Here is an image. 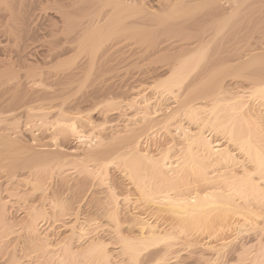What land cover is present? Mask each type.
Returning a JSON list of instances; mask_svg holds the SVG:
<instances>
[{
    "label": "bare ground",
    "instance_id": "6f19581e",
    "mask_svg": "<svg viewBox=\"0 0 264 264\" xmlns=\"http://www.w3.org/2000/svg\"><path fill=\"white\" fill-rule=\"evenodd\" d=\"M29 1L27 4L28 0H0V30L14 31L9 34L6 32L5 46L11 41L16 48L18 47L9 54L3 52L0 56V67L17 64L22 68L21 71L8 68L10 70L3 74L0 71V87L3 89V95L0 96V174H4L6 181L11 182L10 184L21 183L27 180L20 173L23 170H33V168L46 170L45 168L51 165L54 169H58L67 162H63L65 158L77 159L80 155L79 158H89L96 163L99 166L98 172L107 170L108 165L118 161L125 168L129 180L140 190L142 198L145 201L155 202L154 200L161 197L172 210L173 215L178 216L181 227L186 221L190 222V227L197 228L201 224H209L206 230L210 232V236H219L220 246L203 247V251L211 256L208 264H264V125L262 121L264 120V0H36V3L33 0ZM48 1H51L49 6L52 7L53 4L55 10H52L54 20L53 17H46L45 7ZM24 35L26 45L21 48L17 44ZM152 39L160 43L167 41L175 43L173 44L175 55L167 60L164 59V65L160 64L162 66L158 69L155 67L152 72L146 71V74L141 75L142 78L138 75L134 79L135 82H140L142 79V83L143 79L150 80L146 81L149 84H155L159 79L160 84L156 88L166 91L175 101V106L167 114L158 110L152 113L136 112L128 117L124 131L117 130L120 126H117L115 120L108 128L110 134L98 139L93 135L86 136L84 131L78 129L77 123L82 122L83 119L79 114L72 116L68 112V119L65 112L69 111L67 109L70 107H66V110L62 109L67 104L66 100L70 103V99L68 97L66 99L64 94L61 96L65 98L61 99L60 95H54V92L46 98L39 93L42 97L35 98L30 109L29 106L20 109L11 107L18 99L19 94L16 93L20 92V89L17 91V88L27 78L30 84L33 81L35 85H38L36 83L42 85L44 79L46 81L53 79L55 83L60 84L62 81L75 78L82 71V59L86 62H96L95 59L98 58L100 51L101 60L127 61L133 57L131 56L133 47L131 54L126 53L130 49L128 46L130 43L133 46L135 41ZM183 41L188 42L183 45L181 44ZM168 43L167 45L171 46ZM29 46L31 47L27 51ZM126 46L129 48L125 53L115 55L119 49L125 50ZM5 49L4 51H7ZM73 56L82 58L78 59L81 61L80 66L75 65L70 68L66 66L67 69H62L63 71L56 74H47V71L43 73L44 66H48L47 70L52 67L48 65L49 63L60 60L59 64H61L64 61L61 59L67 57L71 59ZM37 77L38 82L35 79ZM49 82L54 83L52 80ZM25 83H27L26 88H29L28 81ZM39 85L38 88L45 90V84ZM25 92L22 96L25 94L28 97L29 93ZM28 92L34 93L33 90ZM103 104L109 107L114 103L113 100H108ZM98 105L96 104L94 108ZM100 106H102L101 102ZM127 106L135 109L136 101L131 99ZM178 109L182 110L184 113L182 116L192 124L193 130L184 127L181 118L177 119L178 115L176 117L175 113L179 111ZM23 113L26 115L25 119L32 118L35 121L37 119L40 123L50 119L54 121L53 117L59 119L66 117L67 128H64L76 136L77 143L80 144L79 149L72 150L67 155L60 149L61 147L58 148V144L54 143L51 147L39 145L40 136L38 140L37 135L31 132L34 129L29 132L30 129L27 128L26 131L19 126L22 123L15 122L18 121L15 120L17 115L20 114L21 117ZM106 114L108 115V112ZM18 119L20 121V118ZM92 122H88V125L95 129L96 127L93 126L95 123ZM45 124L47 125V121ZM62 124L64 123L61 122L60 126ZM154 124L160 125L158 129L164 130L171 138V145L163 149V153L160 152L161 157L158 158L149 155L148 151L142 152L140 148L141 140H149L147 132L150 127L155 128ZM102 125L104 126L105 123ZM45 130L49 133L48 128ZM92 136L97 140L93 141ZM217 136L219 141L215 140ZM50 137L52 141L53 135L51 134ZM175 137L182 139L183 147L175 149ZM221 140H224V144L220 143ZM175 151L179 154L176 165L172 160L174 156L171 158V154H175ZM178 164L186 167L177 170L178 168H175ZM101 172L98 176L102 175ZM186 174L190 176V182L188 185V179L184 189L188 186L190 192L175 197V194L171 196L172 194L160 190L163 188L175 193V188L183 187L186 182ZM147 176H150L149 180L152 179L150 181L156 192L149 186L151 184L143 185V179ZM99 177L103 178V176ZM29 181L25 185H30ZM31 182L34 184L33 181ZM35 182L41 184L36 180ZM117 204V201H114L115 207ZM3 208L0 203V264H25L16 256L12 237L13 228L2 218ZM30 210L32 213H28L29 218L24 226L28 234V242H31L33 240L31 237H35L37 233L35 229L37 224L34 225V220L38 208ZM113 211L108 214L115 221L111 219V222L116 223L117 216ZM77 221L78 219L76 223ZM82 227L78 237L86 238L88 232ZM136 227L137 236L119 237L121 254L127 255L134 264H149L154 259L162 263L173 253V250L175 251V247H186L184 250L188 249V252L195 247L180 243L176 234L172 232L173 228L171 232L161 233L157 226L141 218L138 219ZM230 232L236 235L233 239L227 237V233ZM42 245L35 246V249L42 252L44 262L40 260V264H45L44 254L48 252L49 244ZM199 250L202 252V249ZM63 251L71 260L78 257L84 259L85 263L89 262L88 264H110L112 259L107 243L101 240L91 241L81 253H73L70 245ZM60 257L61 255L57 262L65 264Z\"/></svg>",
    "mask_w": 264,
    "mask_h": 264
},
{
    "label": "rangeland",
    "instance_id": "374dc122",
    "mask_svg": "<svg viewBox=\"0 0 264 264\" xmlns=\"http://www.w3.org/2000/svg\"><path fill=\"white\" fill-rule=\"evenodd\" d=\"M29 2L30 1L28 0L27 4ZM33 2L36 3V0H33ZM50 3L51 1H48V5L45 7L46 14H47L46 17L48 18L53 17V20H54L55 17L53 13L55 10L53 9V4H51L52 7L49 6ZM52 10L54 11L52 12ZM44 23H46V21H44ZM12 31L13 30H11V32ZM0 32L2 36L1 38L4 39L3 40L4 42H3L2 39L0 38V43H2L0 44V46H3V43L5 46V43H6L5 39L7 38L6 35L11 32L10 31L8 32V30L6 31L0 30ZM9 42L10 44H6L7 46H5L7 51H4L5 49V48L3 49L4 46L0 47L1 49L0 56L3 55V52L4 54L6 53L9 54L11 53V51H16L18 49V47L16 48L15 47L16 45L14 46V44H12L11 41ZM25 42H26V37L24 35V36H21L20 41L17 45L23 48V46L26 45ZM168 42L169 41L160 43V41L157 42L156 40L152 39V40H148V41L144 40L140 42L135 41L134 42L135 44L133 43V46H131V43H130L128 45L130 47L129 50H127L129 47L127 48L126 46L125 50L124 48L121 50L119 49L117 53L115 54L118 56L119 54H122L123 52L125 53L126 50H127L126 53H130V51H132L131 48L133 47V51L131 52L132 54L130 53L131 56L133 57L129 58V60L127 61H122V62L121 61L116 62V60H113L114 61L113 62L111 61L112 59L109 61H105L103 59L101 60L99 58L100 51L98 52L99 59L98 58L95 59V61L97 60L96 62L89 61L90 62L89 63V62H86V60L84 61V59H82L81 57L79 59L76 56H73L71 59L70 57H67V59H61V61L64 60L63 62H61V64H59L60 60L53 61V63L51 62V64L50 63L48 64L50 66L52 65V67L49 68V70H47L48 66H44L45 68L43 69L45 70L44 72L42 71L43 73L47 71V74L49 73L56 74V73H59L62 69L65 70L66 66L67 68H70L75 65L80 66L81 61H83V66L85 68H83L81 64V70L83 72L80 71V73L77 76H75V78L69 81H64V82L62 81L60 82V84L55 83L53 79H47V81L46 79H44V82L42 85H39V83H36L39 86H44L45 84L46 91L43 90V88L41 89V87L38 88L37 87L38 85H35L33 81L30 84V80H28L27 78L26 81H28L29 88H26L27 87V85H25L27 84L25 83L26 81L20 84V86L17 88V91L20 89V92L18 91L16 93L17 95L19 94L20 96L18 95L17 101H15L14 104L12 103L11 107L20 109V108H27L29 106L28 108L30 109L31 108L30 106H32V101L34 102L35 98L42 97V96L46 98L52 95L51 93L53 92H54V95L56 94H58V96L60 95L59 97L61 99L65 97L67 99L68 97V99H70V103H68L69 100L65 99L67 101V104L64 105L65 108L64 106H62V108H64L62 110H66V107L67 108L70 107L69 109H67L69 111H66V112L63 111L65 112V115L69 112V114H71L72 116L73 114L74 115L79 114L80 116H82L83 118L82 122L77 123L78 129L81 130L82 132L84 131L83 133L86 136L91 137V135H93L98 139L99 138L102 139L101 137H105L106 135L110 134V130L108 128L109 126H111L112 123L115 122V120H116V123L118 124L117 126H120L118 127L117 130L124 131V125L128 122V117L130 118V116L136 112L144 111V113L145 112L152 113L154 110H158V112L160 113L167 114V112H169L175 106V103H174L175 101L171 95L166 93V91H164L161 88H156L160 84V81H158L159 79L156 81L155 84H151V83L149 84V82L147 83L146 81H150V80H145V79H143L144 80L143 83H142V79L140 80V82H135L134 77H138V75H140L139 77L142 78L143 74H146L147 72L149 73L150 71L152 72L155 67H157L155 69H158L159 67L162 66L160 64H162L163 61L165 62V60L171 58L170 56L175 55V46H174L175 43H173L174 44L173 45L172 42L170 41L169 43L171 46H169L167 45ZM186 42L188 41H183L181 42V44L183 45L187 44ZM10 45H13L14 47L12 46L10 47ZM163 45H164V48H163ZM30 47L31 46H29V48L27 47V51L30 49ZM186 47L187 45L184 46V48ZM158 49H159V52H157ZM162 49H164V51ZM138 54L139 56H137ZM78 59L79 60L82 59V60L78 61ZM73 62L75 64H73ZM77 62L79 63L77 64ZM84 63H88V64H85L86 65L85 66ZM18 66L19 65L17 64L6 65L5 67H0V71L2 74L4 72L9 71L10 69H13V71H21L22 68ZM2 68H5V69H2ZM15 68H17V70ZM83 69H85V71L87 72H84ZM35 79L37 80V81L35 80L36 82L39 81L38 77ZM49 80L50 81L52 80V82H54L55 84L54 83L52 84L51 82H49ZM45 81L47 82V85ZM162 81L163 80L161 79V82ZM139 84H144V85L139 86ZM30 85H33V87ZM25 89H26V92L29 93L27 95L28 97H26L25 94H24L25 97L24 95L22 96V94L25 92ZM27 90L28 91L33 90L34 95L32 94V92L30 93ZM45 92H47L46 95L48 94L49 95L46 96ZM39 93L40 94L42 93V96ZM61 94L62 95L64 94L66 96L62 97ZM1 95H3V89L0 87V96ZM131 99L136 101V108L134 107L135 109L128 108L127 106V103L129 101L131 102ZM108 100L109 101L113 100L114 104L112 106L110 105L109 107L104 105L103 103ZM100 102L103 107L100 106ZM3 104L5 105L6 103L4 102ZM69 104L70 105L72 104V106H70ZM96 104L97 105L99 104V105L94 108ZM106 111L108 112V115L106 114L107 113ZM112 111H114V113H117V114L112 115L114 114ZM0 112H1V109H0ZM69 114H67L68 119H69ZM175 114H176V117L178 115L177 119L180 120L181 118L180 121H182L181 124H183L184 127H187L192 130L194 129L192 124L187 120V118L186 117L184 118V116H182L184 114L182 110H179ZM18 115L16 117L17 119H15L18 121H15V122L22 123V125L19 124V126H21L22 129H26V131H28L27 128L30 129L29 132L32 129H34L31 132H33L32 134L37 135L38 140L40 136V140L38 141L39 145L44 144L45 146L51 147L52 145H54V143L56 145L58 144V148L61 147L60 149L65 151L64 153H66L67 155H69L72 152V150L74 151V150L79 149L78 147L80 146V144L77 143L76 136L69 133V131L67 132V130L65 129L67 128L65 127L66 125L65 122L68 120L66 117L65 119L61 117L63 119L62 120L61 118L59 119V117L56 116L59 120L53 117L54 121H52L49 118L50 120H44L45 122L47 121V125H46L44 121L43 123L42 121L40 123V121H38L37 119L36 121L35 119H32V118H31L32 121L31 119L30 120L25 119L26 115L24 113L21 114V117H23V119L20 117V114ZM179 115L181 116L179 117ZM72 116H70V118ZM18 118H20V121ZM59 121H61L64 124L60 126L61 122ZM91 121H93L92 122L93 124L95 123L93 125L96 127L95 129L88 125V122H91ZM262 121L264 125V120ZM28 123L29 124L31 123V124L29 125ZM104 123L105 125L103 126L102 124ZM121 125H123V127ZM101 126H103L104 130L103 128L101 129ZM45 128L49 129L48 131L49 133H46L47 129L45 130ZM150 128L148 129L150 133L147 132L149 134L148 135L149 140L148 141L141 140L140 148L142 152L148 151L149 155L155 158H158V156L161 157V154L163 153V149L171 145L170 143L171 138L169 137V135H167L168 133L165 134L164 130H159L160 125H155V128L153 127L152 129ZM52 131H54V133ZM60 132H63V133H60ZM65 132L68 135L64 134ZM50 133L53 135V138L55 137L54 139L56 142L55 141L53 142V138L51 141ZM90 133H93V134H90ZM93 136H92V139L94 141L96 138ZM175 138L177 139L178 137H175ZM176 139H175V149H177L178 147H183L181 146L183 144L182 139L180 138H178L179 140L178 139L176 140ZM218 139H219V136L215 138V140H218ZM220 143L224 144V140H221ZM161 148H162V151H161ZM160 152L162 153L160 154ZM79 157L77 159L68 158V160H66L65 158L63 162L67 161L66 162L67 164L66 163L62 164L61 165L62 167L58 169L56 168L54 169L53 167H51L52 166L51 165V166H48L51 168L47 167L45 168L46 170H42V169L37 170L38 168L37 169L33 168V170L32 169L23 170L20 173L27 180L22 181L23 182V183L21 182L22 184L16 183V182H12V184H10L11 182L8 183L6 181L5 179L6 177H4V174H0L2 176L0 177L2 178L0 179V182H1L0 183V203L4 207L3 208L4 215L2 218L5 219L6 222L8 221L9 224H11L13 228L12 229L13 230L12 237H13V242H14L13 245H15V248H16L17 258H19L25 264H40L41 262L40 260L43 261V258L41 256L43 254L42 252L37 251V249H35V246H41L42 244L43 245L49 244L47 248L48 252L44 254L46 257L45 264H59L57 262V260L58 261L60 260L58 259L59 255H61L60 258L63 261V263L65 262V264L67 263L68 264L69 263L70 264H88L89 263L87 262L88 260L86 261L87 263H85L84 259L78 258V257H76L74 260H71L70 257L68 256L66 257L65 252L63 250L65 249L66 246L70 245L73 253L74 252L81 253L82 250L85 249V246H87L91 241L101 240V242H104L105 244L107 243L108 245V251L112 257L110 264H130V262L131 264H134L132 263V260L128 259L129 257H127V255L125 256L121 254L122 252L120 250L122 249L120 247L119 237L120 236H123V237L137 236L138 232H137L136 223L138 222V219L141 218L144 221L149 222L154 226H157L159 228V229L157 228L158 231L161 233H164V231L171 232L174 229L172 232L176 234L175 236L179 239V242L182 243L183 245H195L194 249L193 248L189 249L190 252L187 251L188 249L184 250L186 247L185 248L183 246L177 247V248L175 247L174 248L175 251L173 250V253L171 255H168L165 258L164 261L166 263L164 261L162 263H159L157 262L158 261L157 259L156 260L154 259L152 260L153 263L151 261L149 264H154L155 261H156L155 264H175L177 262H179V264H208L210 263L209 260L211 259L209 258H211V256L209 254H206L205 251H203V247H207V246L219 247L220 239H219V236L217 237H213L212 235L210 236V232L207 231L209 228V224H206V223L201 224L200 227L203 228L201 229L200 227L198 228L190 227V222L186 221V223H184L183 225L184 227L183 226L181 227L179 224L178 216L176 214L173 215L172 210L168 208V206L162 200L161 197L157 198V200H154L155 202H152L153 200L145 201L142 198L140 190L136 188V186L129 180L127 172H125V168L120 164V162L118 161L114 162L113 164L108 165L107 170L105 169L102 172L99 171L102 173V175L100 174L99 176L101 177L103 176V178H100L98 176L99 172L97 169L99 168V166H97L96 163H93L91 160H89V158H85V157L79 158ZM171 158L173 161H175V165H176V162L178 160L177 158H179L178 152L175 151V154H171ZM183 167L185 168L186 166H183ZM183 167L178 164V166H176L175 169L178 168L177 170H180ZM47 170L49 171V173ZM185 176H187V174ZM149 178L150 176L149 177L147 176V178L145 177L143 179L144 180L143 185L148 186L149 184L152 183V181H150L152 179L149 180ZM186 178L187 179L185 180L186 182H184L183 187L180 186L177 189L178 186L177 187L175 186L176 187L175 193L173 191L171 192L167 191L168 189L162 188L160 190L163 192L165 191L169 194H172L171 196L175 194V197L178 194L180 195L182 193L183 194L188 193L190 192V190L187 188L188 186L187 187L185 186V188L188 190L184 189V185L185 184L187 185L188 179H189L188 180V185H189L190 176H187ZM39 179H41V182ZM35 180L41 184L36 183ZM27 181H29L30 185L29 184L25 185ZM31 181H33L34 184H32ZM149 186L153 188L154 185L151 184ZM153 190L155 191L156 188H153ZM114 201H117L118 203L116 205L117 207H115ZM33 208H36V209L38 208L39 211L37 210V213H36L37 216L35 218L36 220H34V225L37 224L35 226L37 233L35 232L36 235L35 237L33 236L35 239L31 237V239H33L31 240V242L33 241L31 243V242H28L29 240L27 239L28 234L25 231L24 226L29 218L28 213L30 212L32 213L30 209H33ZM112 211L114 212V214L116 213L115 215L117 216L116 223H114L115 221L108 214ZM76 219H78L77 223H76ZM111 219L114 222L113 221L111 222ZM81 222H84V224H81ZM81 225L87 230L88 232L87 236L89 238H87V236L86 238L78 237L80 236L79 231H81V227H82ZM118 226L119 228H117ZM205 226H208V227H205ZM180 228H183V230ZM72 233L74 234L72 235ZM234 234H235L234 232L227 233L228 239H233L236 236V235L234 236ZM178 249L179 250L181 249V250L179 251ZM199 249H202V252H200L201 250Z\"/></svg>",
    "mask_w": 264,
    "mask_h": 264
}]
</instances>
